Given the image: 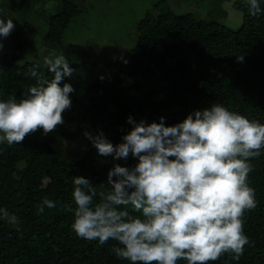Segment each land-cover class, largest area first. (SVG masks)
<instances>
[{
  "label": "trees",
  "instance_id": "obj_1",
  "mask_svg": "<svg viewBox=\"0 0 264 264\" xmlns=\"http://www.w3.org/2000/svg\"><path fill=\"white\" fill-rule=\"evenodd\" d=\"M49 1L52 7L45 17L42 58L52 49L58 52L72 47L66 45L67 38L79 28L76 25L85 12L86 0ZM108 1L117 9L123 1V9L132 12L123 22L129 26L133 45L113 60L114 74L87 82V60L70 62L75 72L61 86L71 83L75 91L70 94L71 108L63 113L64 123L47 136L39 129L21 144H0V208L15 214L19 221L13 226L0 220V264H131L113 252L114 247H123L117 241L110 239L100 245L98 240L78 237L71 227L76 208L75 176L91 181L98 200L100 192L110 191L107 175L115 164L132 168L138 163L131 155L127 160L100 156L85 133L96 136L103 132L113 144H119L132 128L129 116L149 124L159 123L163 117L165 126H174L190 113L215 103L264 124V11L253 17L248 0H212L222 7V14L228 8L225 3L241 13L240 26L233 28L215 15L210 17V12V18L202 17L190 7L192 2ZM37 4L46 5L45 0H0V15L15 23L7 38L0 37L6 47L0 52V99L24 98L27 88L35 83L28 75L33 65L39 64L45 78H52L43 60L31 56L36 41L31 23ZM261 8L264 10V0ZM114 21L119 27V21ZM95 26L97 30L100 23ZM80 139L86 146L78 155L61 149ZM249 163L253 171L248 184L257 201L243 217L250 244L239 260L224 253L209 264H264V149ZM45 198L56 207L45 206L43 214H38L37 205Z\"/></svg>",
  "mask_w": 264,
  "mask_h": 264
},
{
  "label": "clouds",
  "instance_id": "obj_2",
  "mask_svg": "<svg viewBox=\"0 0 264 264\" xmlns=\"http://www.w3.org/2000/svg\"><path fill=\"white\" fill-rule=\"evenodd\" d=\"M247 6L253 17L264 11L261 0H248ZM14 29L13 19L0 15V37L7 38ZM43 63L51 79L38 70L39 64L33 65L28 75L35 83L24 98L0 99V144H21L39 129L47 136L64 123L75 89L71 83L61 84L75 69L55 49ZM128 123L132 128L119 144L103 132L85 133L100 156L127 160L131 155L138 163L132 168L115 164L107 175L110 191L100 192L98 200L89 179L74 177L71 227L76 235L100 245L117 241L123 247L113 252L131 264H209L224 253L239 260L250 244L243 217L257 206L248 184L253 171L249 160L264 149V124L219 103L190 113L174 126H165L163 117L149 124L129 116ZM45 206L52 209L56 203L45 198L37 205L38 214ZM0 220L19 223L3 208Z\"/></svg>",
  "mask_w": 264,
  "mask_h": 264
},
{
  "label": "rangeland",
  "instance_id": "obj_3",
  "mask_svg": "<svg viewBox=\"0 0 264 264\" xmlns=\"http://www.w3.org/2000/svg\"><path fill=\"white\" fill-rule=\"evenodd\" d=\"M177 1L186 4L192 2L191 5L189 4L190 7L199 10L202 17L208 18V12H210V17L215 15L219 17L220 21L233 28H237L242 22L241 13L234 9L231 3H225L229 9L225 8L226 11L222 14V7L214 5L212 0H209L211 3H206V0ZM83 2L85 4V12L81 15L80 20L82 22L80 25H76L79 28L67 38L68 44L66 43V45H72V47L67 48L66 51H58L56 53L64 54L69 62L87 60L85 62L86 68H84L87 82H92L95 79H107L115 72L114 67L111 66L113 60L132 48L133 40L128 34L129 26L125 23L129 20L128 18L132 15V12L130 9H123V1L118 9L114 7V3L108 0H86ZM45 3V7L40 4L35 6L37 10H34L33 21L31 23V28L36 35V41L33 43L35 50H33L34 54L31 56H35L32 59L38 61L43 60L45 57L42 58L43 55H41L45 51V48L41 44V38L47 32L45 17L50 13L49 10L52 7V2L45 0ZM31 11L33 10L31 9ZM100 19L104 20L101 21ZM114 20L119 21V27H117L118 23H114ZM96 23H100V27L97 30H95ZM0 42L2 41L0 40ZM3 48H6L4 44ZM4 49L0 50V52ZM96 60L98 62L94 63ZM85 146V140L80 139L78 141L67 142L65 146H61V149L71 156H76Z\"/></svg>",
  "mask_w": 264,
  "mask_h": 264
}]
</instances>
